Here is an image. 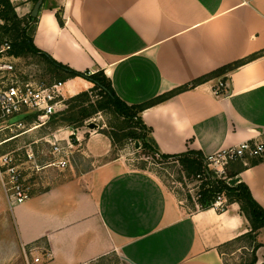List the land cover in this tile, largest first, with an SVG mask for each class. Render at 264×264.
I'll use <instances>...</instances> for the list:
<instances>
[{
	"label": "crops",
	"instance_id": "crops-1",
	"mask_svg": "<svg viewBox=\"0 0 264 264\" xmlns=\"http://www.w3.org/2000/svg\"><path fill=\"white\" fill-rule=\"evenodd\" d=\"M11 1L20 17L35 5ZM33 38L78 71H104L129 104L259 54L142 116L168 154L191 149L207 156L264 140V0H44ZM222 80L229 90L217 94ZM67 82L72 92L75 80ZM83 133L79 151L91 159L90 168L51 169L59 173L52 172L47 186L13 208L0 181L5 248L40 256L37 264H92L111 254L128 264H225L220 247L250 230L239 203L200 209L127 157L110 159L106 134ZM241 161L232 164L236 170L245 165L237 177L264 207V160ZM258 241L256 264H264V227Z\"/></svg>",
	"mask_w": 264,
	"mask_h": 264
},
{
	"label": "trees",
	"instance_id": "trees-1",
	"mask_svg": "<svg viewBox=\"0 0 264 264\" xmlns=\"http://www.w3.org/2000/svg\"><path fill=\"white\" fill-rule=\"evenodd\" d=\"M33 1L35 3L37 2V0ZM0 18L4 21V23L0 25V45L3 43L4 37L9 36L12 41V53L16 57H39L49 66L50 72L58 76L60 80L67 81L71 78L82 77L93 84L92 90H84L72 98L73 102L66 111L67 115L64 117V120L71 121V123H77V126H83L85 121L93 114L99 111L111 112L117 118V123L112 126L117 127L118 131L122 132V138L132 137L133 140L135 139L139 143V148L146 150L154 156H158L165 161L172 160L179 162L183 170L189 176L193 177V180L198 175H201L202 180L200 189L196 192L199 196L195 201L193 195L189 192L186 199L190 203L199 205L200 209H208L213 207V203L219 195L225 197L226 204L233 202L239 203L242 214L250 223V230L223 244L219 250L225 258V249L228 246L242 242L244 244L241 245V248L243 250H248L250 258L247 261H241L239 264L257 263V250L262 245L258 241V234L264 227V207H262V205H260L253 197L248 185L237 177L245 165L244 163H241L242 165L238 166L240 169L236 170L235 165L233 167L232 164L242 162L241 159L230 163L227 167V177L221 178L216 176L211 169H206L204 162L205 156L200 151L189 149L180 154L164 153L153 136L152 127L144 121L142 113L145 109L162 103L181 91L194 87L209 78L220 76L237 68L246 61L258 57L259 54L251 56L248 60H240L225 65L199 77L190 85L181 86L169 93L160 95L144 103L129 104L118 96L111 79L104 73V71L100 70L94 73L89 71H78L69 65L54 59L49 53L39 49L35 45L33 38L37 28L39 15L33 17L29 14L26 17H20L11 0H0ZM57 18L59 23L63 26L65 21L62 9L58 10ZM94 91H97V99L92 98ZM104 133L111 138L113 144L117 143V139H120L119 134L113 130L111 132L105 131ZM246 158L251 164H257L264 160V157L248 156ZM106 257L107 256H104L100 259ZM225 264H227L226 261Z\"/></svg>",
	"mask_w": 264,
	"mask_h": 264
},
{
	"label": "built area",
	"instance_id": "built-area-1",
	"mask_svg": "<svg viewBox=\"0 0 264 264\" xmlns=\"http://www.w3.org/2000/svg\"><path fill=\"white\" fill-rule=\"evenodd\" d=\"M3 23L0 18V25ZM16 59L12 53V41L5 39L0 45V181L11 208L32 198V179L48 168L67 169L72 164L75 152L71 141L64 145L55 134L52 138L34 139L17 148L1 150L22 135L46 124L47 120L66 106L68 80L46 83L28 79L24 70L18 67ZM215 90L217 94L228 92L229 85L222 80ZM71 134L81 139L79 132L73 131ZM42 139L51 145L48 159H45V153L38 147ZM248 156L264 157V140L243 141L234 147L205 156L204 162L206 169H211L218 177L226 178L228 165ZM201 180V175H198L193 180V188L189 190L195 201L199 196L196 192L200 189ZM226 205L222 195L213 203V207L218 209H224ZM45 254L50 256L48 251ZM26 259L28 264L42 262L40 256L34 257L31 262L27 253Z\"/></svg>",
	"mask_w": 264,
	"mask_h": 264
},
{
	"label": "rangeland",
	"instance_id": "rangeland-1",
	"mask_svg": "<svg viewBox=\"0 0 264 264\" xmlns=\"http://www.w3.org/2000/svg\"><path fill=\"white\" fill-rule=\"evenodd\" d=\"M5 39H10V37L5 36L4 40ZM17 58L18 59H16L15 62L18 64V67L24 70V72L26 73V78L36 81H44L46 83L60 80L58 76L50 72L49 66L39 57L24 56ZM71 79H74L75 82H72V92H69L66 89V106L60 112L56 113L49 120H47L46 124L39 128H36L35 130L27 134L22 135L17 140L2 147L1 150L17 148L23 144L31 142L34 139H41L44 137L52 138L55 134L62 139L61 143L64 145L69 141H71L74 146L78 145L76 148H74L75 152L73 153L72 164L78 170H86L92 166L91 159L87 158L82 151H79L82 148V145L79 146L80 141L82 142V144H84L85 139L81 137V140H78L76 138V135H73L71 133L75 131L79 132V134L81 135L84 131H87L83 133L86 137V135H88L89 133H93L94 130L101 133H104L105 131L111 132L113 130L119 134L120 139L116 138L117 143H112V152L110 154V159L121 156L127 157L133 167L149 170L150 172L157 175L168 188L175 191V193L180 197L187 198L189 190H191L194 185L193 177L189 176L183 170L179 162L172 160L165 161L160 159L158 156H154L146 150L139 148V143L135 139L133 140L132 137L122 138V132L118 131L117 127L112 126L113 124L117 123V118L113 113L108 111H99L93 114L88 120H86L83 126H77V123H71V121L64 120V117H66L67 115L66 111L69 109L70 105L73 102L72 98L84 90H92L93 88V84L85 78L76 77ZM97 97V91H94L92 94V98L97 99ZM92 122L96 123L98 127L96 129H87L88 124ZM38 147L41 151H43V153H45V159H48L47 155L51 147L49 142H47L45 139H42L38 144ZM51 169L56 168L45 169L40 174V176H37L30 181V183L33 185V193L43 190L47 186L46 182L50 181V178L53 177L50 176L52 172L59 173L58 170ZM6 233L8 234V232ZM3 234L4 233L2 232L0 226V264H28L26 256L21 253V250L16 246L11 245L10 249L4 247L2 239ZM242 244L244 243H236L234 245L228 246L225 249V261L227 262V264H239L241 261H247L250 258L248 250H243L241 248ZM28 256L29 260L32 262L34 256H31L30 254ZM92 264L128 263L120 255L111 254L104 259L95 261Z\"/></svg>",
	"mask_w": 264,
	"mask_h": 264
},
{
	"label": "water",
	"instance_id": "water-1",
	"mask_svg": "<svg viewBox=\"0 0 264 264\" xmlns=\"http://www.w3.org/2000/svg\"><path fill=\"white\" fill-rule=\"evenodd\" d=\"M43 3H44V0H37V2L35 3V5L33 7L32 12H31V15L33 17H37L39 15ZM88 127L90 129H96L98 127V125L96 123L92 122V123L88 124Z\"/></svg>",
	"mask_w": 264,
	"mask_h": 264
}]
</instances>
